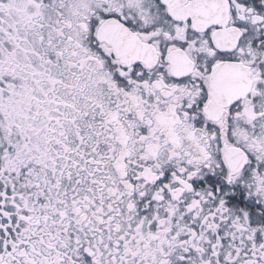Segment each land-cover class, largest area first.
Wrapping results in <instances>:
<instances>
[{
    "label": "snow or ice",
    "instance_id": "6c2138e0",
    "mask_svg": "<svg viewBox=\"0 0 264 264\" xmlns=\"http://www.w3.org/2000/svg\"><path fill=\"white\" fill-rule=\"evenodd\" d=\"M0 264H264V0H0Z\"/></svg>",
    "mask_w": 264,
    "mask_h": 264
}]
</instances>
